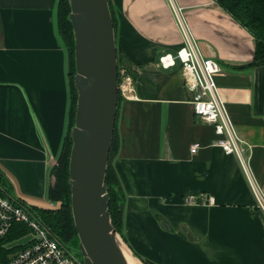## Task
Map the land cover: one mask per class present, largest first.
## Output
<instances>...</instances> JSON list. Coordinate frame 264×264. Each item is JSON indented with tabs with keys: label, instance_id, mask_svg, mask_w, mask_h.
Returning <instances> with one entry per match:
<instances>
[{
	"label": "crops",
	"instance_id": "0c3cea01",
	"mask_svg": "<svg viewBox=\"0 0 264 264\" xmlns=\"http://www.w3.org/2000/svg\"><path fill=\"white\" fill-rule=\"evenodd\" d=\"M59 3L0 0V173L33 206L48 197L70 123V54L59 35ZM111 4L126 63L120 77H132L137 96L120 94L114 159L134 250L156 264H264V212L236 158L195 115L180 64H160L182 45L175 5L202 53L222 66L219 94L252 148L250 167L264 197V65L241 68L254 60V37L215 0ZM196 143L201 149L191 154Z\"/></svg>",
	"mask_w": 264,
	"mask_h": 264
},
{
	"label": "water",
	"instance_id": "95a60500",
	"mask_svg": "<svg viewBox=\"0 0 264 264\" xmlns=\"http://www.w3.org/2000/svg\"><path fill=\"white\" fill-rule=\"evenodd\" d=\"M69 3L78 93L69 185L79 248L85 264H124L105 183L119 109L120 72L113 18L108 0Z\"/></svg>",
	"mask_w": 264,
	"mask_h": 264
},
{
	"label": "built area",
	"instance_id": "2783aa9c",
	"mask_svg": "<svg viewBox=\"0 0 264 264\" xmlns=\"http://www.w3.org/2000/svg\"><path fill=\"white\" fill-rule=\"evenodd\" d=\"M173 12L182 45L176 54L161 57L160 64L166 69L180 64L195 115L214 126L218 136L215 145L226 155L236 158L264 212V197L257 188L250 167L252 148L237 135L215 81V76L222 72V66L202 53L182 10L173 5ZM121 75L119 93L127 100L137 99L132 77L124 72ZM200 149V144H193L191 154H197ZM0 264H85V261L73 254L70 244L42 220L35 206L15 195L0 179Z\"/></svg>",
	"mask_w": 264,
	"mask_h": 264
},
{
	"label": "trees",
	"instance_id": "16d2710c",
	"mask_svg": "<svg viewBox=\"0 0 264 264\" xmlns=\"http://www.w3.org/2000/svg\"><path fill=\"white\" fill-rule=\"evenodd\" d=\"M221 8L228 12L237 22L244 26L255 39V57L253 62L242 66L241 68H252L264 65V0H215ZM114 28L118 26L111 0H108ZM71 7L69 0H60L58 8V30L59 35L65 42V46L70 54V90H71V107H70V123L67 136L63 145L62 152L57 160L56 165L51 171V177L55 179L53 185L50 186L48 198L50 201H60L61 209L52 210L47 208L35 207L42 220L65 242L78 241V233L74 224L72 213L71 187L69 185V163L70 155L73 147L71 132L75 126V115L77 108L78 93L74 84L76 75L75 66V40L71 21L69 19ZM119 72L123 68L122 64L125 60L118 51ZM122 97L119 93V108ZM119 113V109H118ZM119 142L117 136V125L113 139L110 162L107 168L105 183L110 196L109 211L112 223L117 232L123 237L125 242V207L126 194L123 189L118 172L114 165V159L118 154ZM0 179L4 185L12 190L8 180L0 173ZM25 231H27L25 229ZM144 264H156L147 259L139 257Z\"/></svg>",
	"mask_w": 264,
	"mask_h": 264
},
{
	"label": "rangeland",
	"instance_id": "374dc122",
	"mask_svg": "<svg viewBox=\"0 0 264 264\" xmlns=\"http://www.w3.org/2000/svg\"><path fill=\"white\" fill-rule=\"evenodd\" d=\"M60 38H61L63 45H65V42L61 36H60ZM122 67H123V69H125L126 65L123 63ZM54 182H55V179L53 177H51V185H53ZM12 191H13V189H12ZM30 202L33 203L35 206H38L39 208H47V209H52V210L61 209V202L60 201H50L48 197L47 198H37L36 200L33 199ZM118 235H119L118 237L120 238L121 242L131 251V253L133 255H135L137 257V259L142 264H144L143 261L139 257H141L143 259H146V258L141 256L140 254H138V252L136 250H134L132 240L128 239L129 236H126V233H125V237L127 239V242H125V240L123 239V237L119 233H118ZM142 237L147 238V236H142ZM67 243L70 244V247L72 248V253L75 254L80 260L84 261V257L82 256V254L80 252V248H79V243H80L79 237H78V241L76 240V241L67 242Z\"/></svg>",
	"mask_w": 264,
	"mask_h": 264
},
{
	"label": "bare ground",
	"instance_id": "6f19581e",
	"mask_svg": "<svg viewBox=\"0 0 264 264\" xmlns=\"http://www.w3.org/2000/svg\"><path fill=\"white\" fill-rule=\"evenodd\" d=\"M119 250L121 252L124 264H142L136 257L133 256L131 251L118 239Z\"/></svg>",
	"mask_w": 264,
	"mask_h": 264
}]
</instances>
